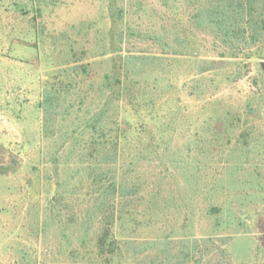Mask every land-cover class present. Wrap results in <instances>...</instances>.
<instances>
[{
    "label": "rangeland",
    "instance_id": "374dc122",
    "mask_svg": "<svg viewBox=\"0 0 264 264\" xmlns=\"http://www.w3.org/2000/svg\"><path fill=\"white\" fill-rule=\"evenodd\" d=\"M206 5L0 0V264H88L108 227L106 264H264V29Z\"/></svg>",
    "mask_w": 264,
    "mask_h": 264
},
{
    "label": "trees",
    "instance_id": "16d2710c",
    "mask_svg": "<svg viewBox=\"0 0 264 264\" xmlns=\"http://www.w3.org/2000/svg\"><path fill=\"white\" fill-rule=\"evenodd\" d=\"M205 17L223 38V42L233 43L235 36H240L243 47L248 46L244 41L259 40L258 31L264 29V17H254V6L264 7V0H207ZM202 0H199V4ZM177 28H183L182 18L177 17ZM250 28L249 35L245 37L246 29ZM264 39V35L261 37ZM118 79H116V82ZM110 228L103 229L97 237L96 248L92 255V264H106L116 249L115 241L111 238ZM109 240V241H108ZM111 244V247H110ZM88 260V264L91 262Z\"/></svg>",
    "mask_w": 264,
    "mask_h": 264
}]
</instances>
